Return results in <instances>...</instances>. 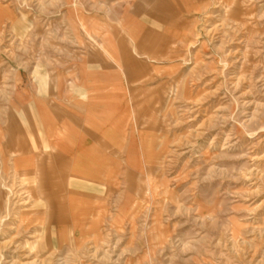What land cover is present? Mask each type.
I'll return each mask as SVG.
<instances>
[{"label":"rangeland","instance_id":"obj_1","mask_svg":"<svg viewBox=\"0 0 264 264\" xmlns=\"http://www.w3.org/2000/svg\"><path fill=\"white\" fill-rule=\"evenodd\" d=\"M119 3L0 0V264H264V0H202L142 55L140 178L57 222L13 162L26 83L94 54L75 50L83 24Z\"/></svg>","mask_w":264,"mask_h":264},{"label":"crops","instance_id":"obj_2","mask_svg":"<svg viewBox=\"0 0 264 264\" xmlns=\"http://www.w3.org/2000/svg\"><path fill=\"white\" fill-rule=\"evenodd\" d=\"M118 1L125 14L113 15L114 24H107L103 15H88L90 22L83 24L75 50L94 54L88 59L81 55L65 72L26 83L22 107L16 110L23 125L8 137L15 165L45 178L46 188L38 190L54 197L48 201L57 222L59 216L71 220L77 200L94 204L101 189L117 190L127 179L141 177L142 130L132 127L142 116L141 57L167 52L172 39L163 31L171 28L169 21L193 14L202 4Z\"/></svg>","mask_w":264,"mask_h":264}]
</instances>
